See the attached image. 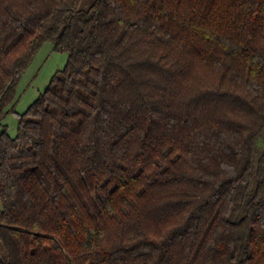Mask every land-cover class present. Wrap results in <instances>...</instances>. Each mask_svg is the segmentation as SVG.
I'll list each match as a JSON object with an SVG mask.
<instances>
[{
  "label": "trees",
  "instance_id": "16d2710c",
  "mask_svg": "<svg viewBox=\"0 0 264 264\" xmlns=\"http://www.w3.org/2000/svg\"><path fill=\"white\" fill-rule=\"evenodd\" d=\"M0 0V264H264V0ZM263 146L259 147V142Z\"/></svg>",
  "mask_w": 264,
  "mask_h": 264
},
{
  "label": "rangeland",
  "instance_id": "374dc122",
  "mask_svg": "<svg viewBox=\"0 0 264 264\" xmlns=\"http://www.w3.org/2000/svg\"><path fill=\"white\" fill-rule=\"evenodd\" d=\"M94 1L83 0L80 9L87 10ZM67 61L68 55L56 52L52 43L47 42L42 46L33 63L22 76L15 102L8 108L9 112L0 124V133L6 129L11 137L17 136L19 119L16 113L24 114L27 111L29 106L47 89L52 77L66 67ZM262 146L263 142L260 141L259 147Z\"/></svg>",
  "mask_w": 264,
  "mask_h": 264
}]
</instances>
